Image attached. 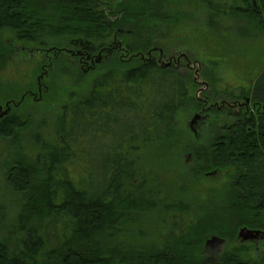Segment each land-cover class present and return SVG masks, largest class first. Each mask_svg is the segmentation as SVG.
I'll return each mask as SVG.
<instances>
[{
  "label": "trees",
  "instance_id": "16d2710c",
  "mask_svg": "<svg viewBox=\"0 0 264 264\" xmlns=\"http://www.w3.org/2000/svg\"><path fill=\"white\" fill-rule=\"evenodd\" d=\"M201 1L211 13L250 21L264 35V0ZM154 5L153 0L116 8L95 0H0V35L8 32L16 42L47 45L66 38L92 53L119 28L118 37H129L125 43L138 53L130 61L140 60L127 67L109 58L89 95L68 106L59 120L58 145L44 144L34 162L10 156L7 183L23 207L16 228L0 234V264H264L261 236L254 243L238 238L243 228L264 233V68L245 94L243 109L231 113L233 122L217 129L205 151L194 144L189 149L201 164L198 174L230 171L219 205L208 207L160 250L123 254L106 239L133 215L156 207L133 183L135 155L173 142L175 118L192 101L191 73L144 55L149 46H135V31L120 27H136L140 20L148 29L172 21ZM119 13L121 20L112 22ZM28 124L22 117L7 119L0 137L18 144ZM213 237L227 243L215 258L207 251Z\"/></svg>",
  "mask_w": 264,
  "mask_h": 264
},
{
  "label": "rangeland",
  "instance_id": "374dc122",
  "mask_svg": "<svg viewBox=\"0 0 264 264\" xmlns=\"http://www.w3.org/2000/svg\"><path fill=\"white\" fill-rule=\"evenodd\" d=\"M95 1L110 5V8L141 2ZM153 4L171 15L172 21L158 22L148 29L143 25L146 22L140 20L136 27H120L125 32L135 31L133 39L139 41L135 46H149L144 55L154 53L153 57L164 65L172 57L186 58L182 71L191 73L192 101L175 118L173 142L151 146L135 155L137 173L133 183L156 203V207L133 215L106 238L123 254L131 250L162 249L202 218L208 207L219 205L222 197L219 194L231 182L230 171L211 170L198 174L201 164L189 149L194 144L205 151L211 138L218 134L217 129L233 122L231 113H238L239 108L229 109L222 106V101L243 102L264 68V35L254 30L250 21H236L211 13L201 0H153ZM255 6L258 7L256 2ZM121 18V13L116 14V19ZM112 36L104 43L113 42ZM70 41L50 39L44 47L16 42L8 32L0 35V96H19L26 88L33 89L36 96L27 99L18 109L19 116L29 123L18 133V144L0 137V234L16 228L23 207L22 198L7 183L10 156L17 153L34 162L44 144L58 145L57 127L65 110L80 97L89 95L109 60L106 58L97 63L94 70L86 71L78 63H71L68 57H61L49 77L43 78L48 63H43V56H32L31 52L38 47L74 48ZM157 51L164 53L163 60ZM113 58L127 67L140 63L139 59L129 62L120 56ZM210 105H215V109L209 111ZM96 181L102 182L101 177ZM226 248L227 243L215 242L209 245L208 252L215 258Z\"/></svg>",
  "mask_w": 264,
  "mask_h": 264
},
{
  "label": "flooded vegetation",
  "instance_id": "af4514ba",
  "mask_svg": "<svg viewBox=\"0 0 264 264\" xmlns=\"http://www.w3.org/2000/svg\"><path fill=\"white\" fill-rule=\"evenodd\" d=\"M98 2V1H96ZM99 4H105V3H100ZM118 19L113 18L112 22H116L117 23ZM122 31L118 28V30L116 31V33L112 36L114 37L113 42L111 43H102L100 45H98L96 48V51H93L92 53L90 51L87 50H83L80 48L75 47L74 45H72L73 40L71 39L70 41V45H72L71 49H67V48H57L54 47L52 49H44L41 47L38 48H34L35 51L31 52L32 56H36V55H40L43 56V63L47 65H45L48 69V71L46 72L45 70H43V78L44 77H49L50 72L54 71V65L56 63L57 60H59L61 57H68L69 60H71V63H75V64H79L83 69H85L86 71H92L95 69L97 63H101L104 59H109V58H113L116 56H120L121 59L125 60L126 58L128 59V61H130L132 58H135L136 54H132L131 50L129 48V46L131 45H127L125 43L130 39L125 38L122 39L119 38L118 36H120V33ZM122 39V40H120ZM108 41V40H107ZM40 46H46V45H40ZM156 53V51H155ZM157 53H159L160 58L163 60L164 59V53L162 51H157ZM153 54H149L148 56H152ZM138 58V57H137ZM106 59V60H107ZM186 58L184 56H181L179 58H170L168 61L169 63L166 64V66H170L174 69L177 70H182L183 66H182V62L183 60H185ZM158 60V59H157ZM160 61V59L158 60ZM106 62V61H105ZM160 64H162L161 62H159ZM175 63V64H174ZM164 65V64H162ZM33 89H28L26 88L24 90V92L20 95V98H16V96H9L8 98H2L0 96V125L7 119H10L12 117H20L18 114V109L22 106V104H24L26 102L27 99L31 98V99H35V93L32 92ZM5 102V103H4ZM225 100L222 101V106H227L229 109H234L235 107L239 108V111H241L244 107V103H238V102H233V103H229ZM208 104V100L206 101L205 105ZM216 105V104H215ZM215 105H210L208 107L209 111H212L215 109ZM204 111V110H203ZM261 240H264V237L260 238ZM259 240V239H258ZM258 240H255L253 242H249V243H254L257 242ZM220 245L225 244V241L223 243H219ZM207 246L209 247V245L207 244ZM208 251V250H207Z\"/></svg>",
  "mask_w": 264,
  "mask_h": 264
},
{
  "label": "water",
  "instance_id": "95a60500",
  "mask_svg": "<svg viewBox=\"0 0 264 264\" xmlns=\"http://www.w3.org/2000/svg\"><path fill=\"white\" fill-rule=\"evenodd\" d=\"M263 234V235H261ZM264 237V233L260 232V231H256V230H250L247 228H243L239 231L238 233V238L239 240H241L242 242H250V241H254L257 240L259 237ZM215 242H219V243H223L224 240L219 239L217 237H213L209 242L208 245L214 244Z\"/></svg>",
  "mask_w": 264,
  "mask_h": 264
}]
</instances>
